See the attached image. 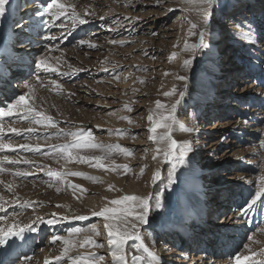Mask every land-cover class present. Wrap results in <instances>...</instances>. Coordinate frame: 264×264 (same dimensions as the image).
Here are the masks:
<instances>
[{"label":"rangeland","instance_id":"374dc122","mask_svg":"<svg viewBox=\"0 0 264 264\" xmlns=\"http://www.w3.org/2000/svg\"><path fill=\"white\" fill-rule=\"evenodd\" d=\"M17 1L21 6L26 0ZM126 1L131 4L128 9L137 21L128 28L124 27L122 38L120 33L114 34L111 30L116 22L115 14L120 7L123 8L119 4L120 0H61L69 6V13L74 6L76 14L86 20L84 24L77 22L74 25L70 14L56 20L55 26L46 24L45 21H51V17L43 15L41 19L42 16L39 15L44 12L50 0H37L39 7L31 3L29 8L23 9L19 18H13L10 30L15 36L21 28H16L18 23L22 26L33 19L43 22V25L40 26L38 34H35V42H30L25 36L11 43L13 56L17 57L23 53L25 57L20 66L11 63V70L1 78V81L8 82V86L0 85L2 90H7L0 91V105L6 106L13 102L15 97L25 94L29 105L51 117L56 127L31 124V117L22 119L23 113L14 116L12 119L15 122L10 125L8 118L3 121L6 127H32L35 130L33 134L25 132L20 137L9 134L6 139H11L14 145L27 144L40 148L39 152L18 149L17 152L0 153V159L7 155L13 160L21 161L19 164L5 163L3 167L6 171L0 172V204L4 205V210L0 211V226L3 225V220L10 223L12 219L23 216L24 226H31L35 235L41 233L40 240L35 237L32 241V252H26L24 248L20 251L15 249L12 264H46L47 253L51 257L62 255L65 247L62 240L72 239L77 242L84 233L92 239L99 237L88 231L89 229L84 233L81 231L79 235H72L80 224L72 227L73 224H62L63 221L54 224L45 221L54 219V215L48 218L49 213H54L59 219L68 215L69 193L64 180L66 177H72L64 173L68 166L79 165L96 171L97 174L93 175L83 172L85 176L96 178V182L73 177L84 186L85 191L80 190L84 197L100 196L102 177L98 174L101 168L94 165L97 157L102 158L101 163L106 165L108 160L103 153L108 152L105 148L74 149L72 156L83 157L88 161L85 163L77 162V159H67L66 155L56 152L53 146L73 143V137L62 135L64 132L83 130L94 134L91 128L79 125L87 118L91 121L94 119L96 123H103L106 119L112 121L115 114L123 112L114 105H108L109 99L105 97L102 87L106 78H114L113 82H119L122 73L126 72L123 64L118 65L114 55L108 51L111 48L121 51L123 59L127 62H134L130 71L131 91L138 95L131 96L134 98L131 100L132 111L126 114L137 132L134 134L147 141L134 145L139 147L144 155L141 168L145 172L151 170V155L156 150L150 145L146 135L151 126L147 119L148 114L156 109V101L171 106L179 100L173 131L188 136V140L182 144L191 145L188 155L190 163L196 165L195 172H199L203 185L213 187V190L219 193L222 192L219 188L228 185L229 189L223 190L222 194L228 202L225 201L218 210L216 222L223 227L222 231L226 234L221 238L218 236L213 243L205 241V244L220 253L211 261L206 260L208 263L203 262L234 264L235 256L252 255L264 250V198L257 202L247 215L242 214L255 198V194L264 191V0H250L248 4V0H216L209 10L207 28L204 27L202 9L187 3L186 0ZM189 21L197 25L192 43L196 48L190 53L193 55L200 49L203 56H207L212 52L217 56L218 67L229 68L227 76L223 74L215 83L217 91L211 93L212 96L216 95L213 98L217 99V110L213 113H206L207 109L202 108L205 103H201L199 99L194 100L185 85L183 89L176 90L172 98L164 95L172 89L173 82L179 80L177 73L180 68V56L188 52L182 45L190 28ZM200 31H205V47H200L199 44ZM81 41L85 43L81 45ZM90 43L96 47H88ZM173 54L175 58L170 60ZM42 58L57 71L38 69L36 64ZM117 66L120 67V72H116ZM192 68V72L196 73L194 64ZM139 80L143 83L133 85ZM25 85H29L30 89ZM180 92L184 93L182 98ZM113 155L115 160H121L119 153ZM25 159L31 163H23ZM17 170L30 174L24 177L15 176L13 173ZM49 172L60 173L61 178L50 177ZM142 182L143 187L150 185L148 175L143 176ZM150 194L151 192H147V195ZM209 194H206L207 200L211 197ZM207 203L211 205L210 209L217 208L216 205L213 206V200ZM11 206H16V209ZM21 206L23 207L20 208ZM160 211L163 212L162 209ZM76 212L87 214L85 209L84 213L79 210ZM204 219L205 222L208 217ZM95 223L96 219L91 221L90 226ZM208 229L214 230V227L209 226ZM97 231L99 232L98 229ZM190 232L195 234V230ZM193 234L191 237L196 238ZM234 234L239 237L235 238ZM57 237L60 239H56ZM96 242L102 244V240ZM182 247L178 239L166 242L162 235L155 240V246L150 252L159 255L163 264H186V260H181L185 253ZM83 248L99 251L97 255L105 258L102 247ZM139 249L148 255L146 249ZM194 249L190 252L191 257L187 264H193L194 255L200 252L197 248ZM68 256L67 254L64 257L61 264H69ZM28 257L31 259H26ZM254 258L264 259L259 255ZM53 263L56 264L55 259ZM101 264L108 263L104 259Z\"/></svg>","mask_w":264,"mask_h":264},{"label":"bare ground","instance_id":"6f19581e","mask_svg":"<svg viewBox=\"0 0 264 264\" xmlns=\"http://www.w3.org/2000/svg\"><path fill=\"white\" fill-rule=\"evenodd\" d=\"M36 1L37 0H26L23 1V4L21 6H19V2L17 0H9V3L6 5L5 14L3 16H0V85L2 86H8V82L6 80L1 81L3 80L1 78H3V76L5 77L6 73L11 70L10 64L16 63L20 66V63L25 57L23 53H21L20 56L17 57L13 56L14 51L11 47V43L25 36L29 39L30 42H35V34H38L40 26L43 25V22H38L39 20L30 19L29 21L22 24V26L21 23H18L16 25V28L21 27L17 31V36H15V34L10 30V25L13 21V18L15 16H18L19 18L20 14L23 13L24 8H29L31 3H34L39 7L40 3ZM249 1L250 0H248L247 4L249 3ZM119 4L123 8L120 7V10L115 14V16H117L115 18L116 22L115 24H113L114 27L111 29L114 34H121L122 32H124L125 28L130 27L135 21H137V18L133 17L132 13L128 9L129 7H131V4L127 3L126 0H120ZM17 8L18 10H15ZM121 9L124 10L121 11ZM40 16L42 15L40 14L39 17ZM43 17L44 16H42L41 19ZM120 34L119 36H121L122 38L123 33L121 35ZM194 36L195 35L190 36L189 31L186 32V39H184V45L185 42L192 44ZM184 45H182V47ZM108 51L112 55H114L113 58L116 59L118 65L123 64V67L125 68L124 71L126 72L122 73L120 78L121 80L119 82H113L114 78H106L103 82L102 87L106 95L105 97L109 99L108 105H114V107L120 108L123 112L120 111L121 113L118 112L117 114H115L112 121L106 119L103 123H96L94 119L91 121L89 118H87L82 124H79L83 128H91V130L94 132L93 141L95 143L105 146L104 148L108 152L103 153V156H105L108 161L106 165L101 168L100 174H98L102 177V183L99 192L100 196L98 198L84 197L82 193L83 190L85 191L84 186L79 183V181H77L75 177H66L64 178V180L66 181L67 193H69L68 215L67 217H62V220V218L59 219V217H57L54 213H49L48 218L51 216L53 217L54 215V219H56V222L63 221L62 224H73L72 227L76 226L77 224H80V227L78 226L77 229H81L83 233L92 227L90 226V223L91 221L96 219L97 223H95V227H98L97 229L99 230V237H96L93 240H102V245H104L102 248L103 253H105V262H107L108 264H112V257L109 253L107 244L108 237L106 230L103 227L104 220L101 217L93 216L92 212L99 211L106 205L110 206L109 201L114 199H120L125 195L147 197L150 195H154L159 191L163 193V207L161 208L163 212H161L160 209L153 208V210L149 214L148 224L142 225L139 228V233L141 235L142 241L134 243L129 242L126 246V253L129 264H134L132 260L133 256L138 258L137 261H135V264H148V255L143 254L140 251L139 247H136L135 245L138 243H142V247L148 252H150L153 249L152 247L155 246V240L162 235L165 237L166 242H174L175 239L179 240L180 245L183 246L182 248L185 252L183 253L184 255L182 256L181 260H186V264L189 263V258L191 257L190 252L193 251L194 248H197V250H200V252L198 251V254H193L196 258L192 259L193 262L195 261L193 264H205L203 261H211L213 257L217 256L220 253L219 251L216 252L215 249L205 244V241H210L213 243L215 242V240H217L218 236H220L221 238L224 234H226L224 231H222L223 227H220L219 224L216 222L218 221L217 217L219 216L218 210L221 206H223L225 201L228 202V200L224 198V195L222 196L223 190L225 191V189H229L227 188L228 185L226 187L222 186V188H219L218 190L222 191L220 193L216 190H213V187H209L207 185L205 186V184L203 185L201 177L199 178V172H195L196 165H192L190 163V156L188 154L185 158V162L177 167L176 182L174 184L168 183L167 178L169 172L171 171V165L164 162L162 153L157 157V159H152L150 171H144L142 175L140 174L142 158L144 155L139 150V147H135L134 145L138 142L141 143L147 141L142 140V136H140L141 138H139V136L134 134L137 132H135L134 126L131 125L128 120L121 119V117H128L126 113L130 111H127L126 108H131V103L134 99L131 98V96L138 95L137 93L131 91L132 76L130 75V71H132V67H134V62H127L126 59H123V53L121 51L119 52L116 48H111ZM202 52L203 51L199 49L198 51L196 50L195 54L193 55L190 53V51H188L186 54H181L180 68L179 73L177 74L179 76L186 77V79L173 82L172 89L175 88L176 90H178L185 85L189 92L194 96V100L199 99L201 103H205L202 107L203 110H205L206 108V113H213L217 110V107L215 106V101H217V99H214L213 96L216 95L212 96L211 93H215L217 91V84L215 83L219 81L223 74L227 76L229 68L218 67L217 56H215V54H212V52H209L207 56H203ZM185 60L193 61L192 66L190 65L188 68H185L183 66ZM124 62H126V64H124ZM193 64L194 68L197 70L196 73L192 72ZM119 68L120 67L118 66L115 68L116 72L117 70L120 72ZM173 79L174 78L172 77L171 80L173 81ZM140 83L141 80L137 81L133 85H139ZM172 89L170 88L169 91H171ZM0 91L7 92L6 89L2 90L1 87ZM172 97H174V95L170 96V98ZM155 110H152L154 112V118H156ZM159 111L164 112V110ZM165 114L167 113L165 112ZM145 125L150 126L147 124ZM117 130H124L125 134L117 135ZM163 131V129H158V133H162ZM146 133L147 137H149L150 133L148 131ZM172 136L173 139H175L181 144L188 140L187 135L180 133L177 134L174 131H172ZM149 143L153 148L160 147L161 149H163L166 147V145L164 144L157 145L151 140ZM110 145H119L120 147L131 151L132 155L125 156L123 153L115 149L109 152L107 150V146ZM113 153H119L121 160H115V156L113 155ZM154 154H152L151 156L153 157ZM74 160L75 159H72V161ZM125 165L128 168L127 172H125L123 168V166ZM65 170L66 171L64 173L67 175L70 172H85L90 173L92 175L97 174L96 171H92L87 167L79 165H77L76 167L68 166L65 168ZM157 171H159L160 175L154 181L153 175ZM42 173L44 172H41V174ZM144 175H148V178L150 179V185H146L145 187H143L142 184ZM70 185H78L79 187L74 189L73 187H70ZM110 185L113 186L112 190L109 189ZM80 190L82 191L80 192ZM147 192H151V194L147 195ZM207 193H210L209 195H211V197H208V199L210 198L209 200H207ZM211 200H213V206L216 205L217 208L210 209L209 206L211 205L207 203V201ZM11 207L15 208L16 206ZM22 207L23 206H21L20 208ZM84 209L85 212L87 211V214L82 215L76 212L77 210H79L83 211L84 213ZM79 216H85L87 217V219L80 220L77 218ZM206 216L208 217V219H206V221L204 222L202 219ZM3 222V225H1L0 227L7 228L11 225H18L20 227L24 226L22 224L24 222L23 216L12 219L10 223H7L5 220H3ZM209 226L214 227V230L208 229ZM190 229L195 230V234H192L194 236L196 235V238L191 237L192 234L190 232ZM207 233L210 235L208 236ZM23 235V240L13 238L9 240L7 245L0 246V264H12L14 262L15 249H18V251H20L24 248L26 252H32L34 249V243L32 242L33 239L36 237V240H38L41 237V233L35 235L33 230H26L24 231ZM233 236H235V238L239 237V235L237 234H234ZM88 237L90 236L84 233V235L79 237V241H74L75 246L72 247L68 252V257L91 254L100 256L97 255V252L99 251L86 250L81 247L83 241ZM219 242L220 241L218 240V244ZM53 248H50V250ZM154 255L156 256V254ZM57 257L58 256L51 257L50 254L47 253L45 262L48 261L49 264H51L54 262V259L56 261ZM156 257L159 260V264H163V262H160L161 259L159 255H157ZM260 258H262V256H260ZM178 262L181 263L180 260H178Z\"/></svg>","mask_w":264,"mask_h":264},{"label":"snow or ice","instance_id":"6c2138e0","mask_svg":"<svg viewBox=\"0 0 264 264\" xmlns=\"http://www.w3.org/2000/svg\"><path fill=\"white\" fill-rule=\"evenodd\" d=\"M187 3L195 4L196 6L202 9L203 15V23L204 27L207 28L209 24V16H210V9L216 3V0H186ZM9 3V0H0V16H3L6 12V5ZM71 15L72 22L74 25L77 24H84L86 20L76 14L73 10L69 13V6L63 4L61 0H50L49 3L46 5V9L41 15H48L51 17V21H45L46 24L51 23V26H55V21L60 20L61 17H66ZM190 25L189 28V35H195V30L197 29V25L192 23L191 21L188 22ZM63 26V24L61 25ZM251 31V29L249 30ZM199 44L200 47H205V31L199 32ZM45 39H56V37H45ZM111 43H117L116 41H110ZM85 42L81 41V45ZM88 47L94 48L96 47L95 44H88ZM196 45L189 44L185 42L184 50L185 51H194ZM175 58V54L169 59L172 60ZM191 60L184 61V67L188 68L191 65ZM38 69L43 68L46 71H57L56 68L50 67L45 60L42 58L39 63L36 64ZM167 75V73H165ZM177 79L185 80L186 77L178 76ZM53 84H56L55 81H52ZM143 83V81H141ZM26 88L30 89L29 85H25ZM59 87V85H57ZM176 94V89L173 88L169 92H165L164 95L166 97L173 96ZM180 97L184 96L183 92L179 93ZM180 103L179 100L176 103L172 104L171 106H166L162 104L160 101H156V110L154 118V112L150 111L147 116L148 121L151 123V127H149L148 132L149 140L153 141L157 145L164 144L166 145L165 148L161 149L157 147L155 150V154L153 155L152 159L155 160L157 157L162 153L164 162L171 165V171L168 175V183L174 184L176 182V170L177 167L185 162V158L187 157L188 152L191 150L190 144H179L175 139H173L172 131L173 125L176 124V108L177 105ZM127 111H132L131 108H126ZM159 110H164L161 112ZM165 112L167 114H165ZM23 113L22 119H28L29 123L40 125L43 127H56L55 121L52 120L51 117L44 115L42 112L36 111L32 106L29 105L28 100L26 99L25 94H20L19 96L14 98L13 102H10L6 106L0 105V153H8V152H17L18 149L23 150L25 152H39V147H31L27 144H20L14 145L11 142V139H6L9 137V134H12L16 137L23 136L25 132L28 134H33L34 129L32 127L26 129H17L11 126H5L3 121L5 118L9 119V125L14 123L15 121L12 119L17 114ZM121 119L128 120L129 123L132 121L128 117H121ZM158 129H163L162 133H158ZM117 135H124V130H117ZM64 136H71L73 137V143L70 144H63L53 146L54 150L58 153H62L66 155L67 159H77V162H88L83 157L75 158L72 156V152L74 149H84V148H104L103 145H98L93 143V134L91 132L86 131H76V132H64L62 133ZM113 149L118 150L119 152L123 153L125 156H131L132 152L120 147L119 145L115 146H107L108 151H112ZM95 167H104L101 163L102 158L97 157ZM20 160H13L9 158L7 155L3 156V159H0V172L6 171L3 167L5 163L7 164H19ZM23 163L30 164L31 161L23 160ZM124 171L127 172V166H123ZM114 170V169H113ZM144 169L141 168L140 174L142 175ZM15 176L24 177L29 175L30 173L26 171L17 170L13 173ZM48 175L50 177L55 176L56 179L61 178L60 173H52L49 172ZM68 175L82 177L85 179L92 180L96 182V178L91 176H85L84 173L81 172H70ZM160 173L157 171L153 175V180L155 181L159 177ZM70 187L78 188V185H70ZM113 186H109V189L112 190ZM59 191V189H57ZM264 198V191H258L255 194V198L251 200V203L248 204L247 209H244L242 214L247 215L249 211L257 204V202L261 201ZM109 205L104 206L99 211H93L92 215L101 217L104 220V229L107 233V244L109 253L112 257V264H129L127 259L126 253V246L128 245L129 241L134 242H141L142 238L139 233V228L142 225H146L149 222V214L155 209H161L163 207V193L157 192L154 195H150L147 197H139L135 195H125L120 199H114L109 201ZM59 207V205H58ZM4 210V205L0 204V211ZM80 220H85L87 217L79 216L77 217ZM48 224L56 223L55 219H49L45 221ZM32 231V227L26 225L24 227H20L18 225H11L7 228L0 227V246L7 245L9 240L16 238L23 240L24 239V231ZM81 229H77L75 233L72 235H79L81 233ZM88 231L94 233L95 235H99L97 228L93 225ZM56 239H60L57 237ZM251 240V237H249ZM55 242V241H54ZM62 243L65 245L63 249V253L61 256L56 258V264H61V261L64 257L67 256L68 252L72 247H74V241L72 239L62 240ZM89 246L93 248H100L104 245L97 243L91 237L86 238L81 247ZM136 247H142V243H138L135 245ZM262 256L264 257V250L261 253H252V255H244V256H235L234 257V264H264V259L257 260L255 256ZM26 259H31L30 257ZM105 258L103 256H96L95 254L91 255H78L75 257H68L70 264H101V262ZM137 257L133 256L132 260L135 264L137 261ZM48 264V262H46ZM148 264H159L158 258L151 252L148 253Z\"/></svg>","mask_w":264,"mask_h":264}]
</instances>
